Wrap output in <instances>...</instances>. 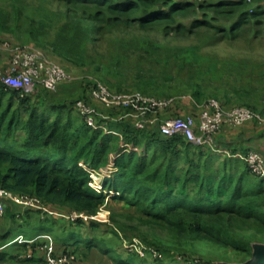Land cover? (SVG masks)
<instances>
[{"label":"trees","instance_id":"16d2710c","mask_svg":"<svg viewBox=\"0 0 264 264\" xmlns=\"http://www.w3.org/2000/svg\"><path fill=\"white\" fill-rule=\"evenodd\" d=\"M28 1L11 0L10 10L0 11V31L26 35L36 46L62 57L65 65L94 68L100 81L117 92L161 97L187 86L197 98L213 85L214 76H220L216 87L220 85L221 91L244 105L227 108L223 101L213 99L229 110L245 107L264 117L256 102L262 97L260 91L264 92V65L257 68L251 60L255 42L264 41V0H43L56 10L24 21L23 6ZM182 40H199L200 44L171 48ZM239 41L250 51L245 60L253 67L251 72L235 56L225 57L233 63L226 69L224 59L209 58L207 67H202L207 57L188 55L194 48L203 52ZM175 71L179 85L174 88ZM123 84L134 90L126 91ZM89 85L82 84L86 98L77 100L88 99ZM44 91L38 88L19 98L17 91L0 84L1 189L88 216L96 215L110 197L135 209L139 221L130 228L145 229L147 236H153L147 243L167 254L183 251L194 241H207L250 258L252 243H264L260 236L264 235V179L241 166L240 160L197 147L180 136L164 137L157 127L139 130L132 120L110 122L125 143L141 147L124 150L118 137L92 129L73 112L75 102L42 104ZM177 105L171 110L173 115L178 114ZM114 111L107 113L117 118L123 112ZM229 151L238 153L237 149ZM113 155V177L103 178L111 192L106 195L90 185L91 174L106 167ZM114 221L127 234L122 222ZM69 224L85 225L81 220ZM64 227L47 219L39 231L59 229L62 233L55 236L56 242L76 237ZM97 227L91 222L86 240L78 236L72 254L88 258L98 249L114 264H163L158 259L151 263L134 251H119L116 242L111 244L104 235L93 237ZM158 227L168 233L166 248L155 236ZM113 234L121 241L119 234ZM1 256L12 259L10 254Z\"/></svg>","mask_w":264,"mask_h":264},{"label":"rangeland","instance_id":"374dc122","mask_svg":"<svg viewBox=\"0 0 264 264\" xmlns=\"http://www.w3.org/2000/svg\"><path fill=\"white\" fill-rule=\"evenodd\" d=\"M11 0H0V11L8 12L11 8ZM23 10L25 13L24 21H27L30 17H40L45 14H51L56 10V6H50L47 2H44L43 0H30L25 3L23 6ZM180 43H173L171 44V48L175 49L179 46H181V43L185 46L191 45V44H200L199 40H192V41H179ZM1 43H9V44H16L20 46H33L34 48H37L44 52L48 57L53 59L56 62H60V58L56 54H53L50 49H43L41 47L36 46V44L33 41H30L26 35H23L21 33H5L0 31V44ZM249 50L243 41H239L237 43H234L233 45H229L227 43H224L222 45H219L216 49H205L203 52L199 51L197 48H194L190 50L189 56H197L201 55L206 60L202 61V64H200L202 67L206 66V61L209 58H217V59H224V67L226 69H231L233 67V63L229 62L227 56H235L238 61H241L244 65L242 67L246 68L248 72H251L253 70V67L247 66V62L245 60V55L249 54ZM7 54L3 53L0 55V78L4 76L5 74H8L9 70V61L10 59L6 56ZM198 59V58H197ZM251 60L253 63L258 67L264 65V41L261 42V40L255 42V52L251 57ZM210 61V60H209ZM211 62V61H210ZM63 63V62H62ZM129 63H133V61H130ZM128 63V64H129ZM214 63V62H212ZM127 64V65H128ZM68 69L70 70V73L74 76V80L72 82L64 83L61 86L58 87L56 91L48 92L47 93L43 90V87H36V89H40L41 91H44L41 93V103L42 104H49V105H59V104H68L70 102H75L78 100L79 97L86 98L85 96H82V84H90L92 79L96 80H103L101 75L96 73L95 69L88 66L84 68H79L77 66L66 65ZM176 77L175 80L171 83L174 88L179 85V76L177 75V72L175 71ZM112 78H108L110 80ZM113 80V79H112ZM90 81V83H89ZM213 87L211 86L209 89L204 90V93L200 95L199 97H195L194 91L189 89L187 86H182V89L180 92L172 91L170 95H165L168 97H165L164 95H161V97L164 98H181V100L177 101L176 104L181 105V103H190L194 107L192 110V113L197 114L200 109L203 107V105L210 99V98H217L220 101H223L224 104H226V107H233L234 105H244L243 101L238 99L234 96H228L225 94L224 91H221L220 85H217L218 89H216V84L220 83L222 81L220 76H214L213 77ZM3 82L0 80V84ZM116 87V83H113ZM264 84V81L261 83ZM90 86V85H89ZM256 86H260V84H256ZM123 89L126 91L134 90L133 87H131L130 84H123ZM63 89V90H62ZM12 90V89H11ZM62 90V91H61ZM15 91V90H12ZM61 91V93H60ZM89 91V89H88ZM124 91V90H123ZM58 93V94H57ZM57 94V95H56ZM155 94V93H152ZM261 98L260 100H256V102L259 103V110L264 111V101H261L264 99V92L263 90L260 91ZM158 95V94H157ZM172 95V96H171ZM7 98L5 100L4 106L8 103ZM88 103V104H87ZM87 105L92 107L94 110L108 114V109L105 108L101 103H98L96 101L91 100L89 97L87 99ZM175 104V105H176ZM177 105V107H178ZM255 105V104H254ZM257 105V104H256ZM224 106V109L226 111H230ZM73 108V112H76V108ZM120 111V110H118ZM118 111H114L115 113ZM178 111V110H177ZM173 113V112H172ZM171 116H185L186 113L181 114L178 112V114H172ZM120 115H123V112L120 113ZM80 117V116H79ZM114 118V117H113ZM115 119H118L115 118ZM109 122L117 123L112 120H107ZM121 122L129 121V120H120ZM110 127V123L108 124ZM258 126V125H257ZM260 128V126H258ZM102 131V130H99ZM219 140V139H218ZM124 142V139H123ZM124 144H127L124 142ZM122 141L120 140V148L122 147ZM1 148V147H0ZM141 148V147H139ZM140 150V149H139ZM114 158L115 155L111 157V160L109 161V164L106 167H103L100 169V174H106L108 171V167H111L114 169ZM217 160H219L217 158ZM240 164V163H239ZM241 166H245L242 162L240 164ZM115 172V171H114ZM113 172V173H114ZM113 173L109 175V177L104 176V178H112ZM99 180H97L96 184L100 186V191H103L106 195L109 191L108 188L105 187V183L103 180H101V175H96ZM94 188V187H93ZM95 190H99V188H94ZM110 197H107L106 200H109ZM94 218L88 219V217L84 218V221L81 219L82 222H84V226L78 227L72 226L71 224H68L64 227V229H67L69 232H75L79 233L80 236H84L86 233L89 232L90 228L89 225L91 222H94L98 224V227L93 231L94 235L93 237L100 239L102 235H104L108 241L112 244L113 242H116V249L119 251H128L129 253H132L134 251L139 257L143 259H147L149 262H153L156 259L160 260L159 262H162L163 264H216L217 262H245L249 259V256L244 254H238L234 249L231 248H224L219 247L216 245H213L207 241H194L191 242L183 251H178L174 254L169 253L167 254L164 251H157L155 247H151L150 244L147 243V241L152 242L153 236H147L145 233V229L141 228L140 230L134 231V228L138 224V219L136 218V212L135 209L129 206L122 205L120 207H117L116 209L112 211L105 210V206L101 208L96 215L93 216ZM131 217V218H129ZM2 219V218H1ZM21 219V218H20ZM115 219H118L119 222L123 224L121 227L123 230L127 232L124 233L121 231V229L117 227V223L114 221ZM70 220V219H69ZM92 220V221H91ZM71 221V220H70ZM89 223V225H88ZM125 223H128L129 227L126 226ZM119 226V225H118ZM120 227V226H119ZM53 232L56 234H59V229H53ZM139 231V232H138ZM115 232L116 234H119V237L121 238V241H118L119 239H116L115 235L113 234ZM61 233V232H60ZM54 241L55 235H52ZM128 236V237H127ZM155 236H158V238L161 239L162 242H159V245L161 247H167L168 243V233L166 230L162 229L161 227H158L155 231ZM261 238L264 239V235H260ZM57 237V236H56ZM264 241V240H262ZM60 242V240H58ZM263 243V242H261ZM149 248H152L151 250ZM12 259L4 258L1 256L2 259H0V264H46L45 259L47 256L46 254H40L38 257H35V251L31 252V248H28L26 246L24 247H17L13 251ZM156 252V255L155 253ZM3 252L0 251V254ZM12 253V252H11ZM54 253V252H52ZM73 251H67L65 250L59 254L56 255H67V256H73L74 260L71 264H114L111 259H108V257H105L101 252H98V254L89 253L88 258H82L79 253L72 254ZM5 254V253H4ZM7 255L9 253H6ZM28 258H34L37 259L36 262H30L27 261Z\"/></svg>","mask_w":264,"mask_h":264},{"label":"built area","instance_id":"2783aa9c","mask_svg":"<svg viewBox=\"0 0 264 264\" xmlns=\"http://www.w3.org/2000/svg\"><path fill=\"white\" fill-rule=\"evenodd\" d=\"M247 1L251 2V0ZM2 52L8 53L10 67L7 70L8 74L2 76L0 80L8 88L17 91L19 98L34 94L36 87L42 86L44 90L52 92L56 91L62 84L74 80V76L65 64L54 61L33 46L1 43L0 55ZM88 97L101 103L107 109L123 111V115L115 119L109 114L100 113L92 107L90 108L87 105V100H78L73 105L76 108V113L84 119L89 127L94 130H102L105 135L118 137L122 141L121 148L124 150H139V148L128 143L124 144L122 134L109 127L110 122L107 120L114 122L125 119L132 120L139 130L157 127L159 133L164 137L180 136L197 147H209L214 152L224 153L230 158L238 159L248 167L254 176L264 179V156L262 154L250 150L247 153L238 152L232 155L230 151H224L217 147V138L225 127L235 128L250 122L264 127V117L255 111L245 107L226 111L218 100L212 98L203 105L197 114L188 113L185 116H171V110L181 98H162L145 95L141 92H117L96 79L91 80ZM113 172L114 169L111 167H108L106 174L93 171L90 185L94 188L98 187L100 190V186L96 184V181L99 180L96 175H101V180H103L104 176L109 177ZM109 193L111 192L108 191L107 194ZM7 199L22 203L36 200L15 195L0 188V218L5 212L3 201ZM86 217L88 219L94 218L73 211L70 220L76 222L82 219L84 221ZM154 253L156 255V252ZM73 260V256L56 255L50 251L47 253L45 263L71 264Z\"/></svg>","mask_w":264,"mask_h":264},{"label":"crops","instance_id":"0c3cea01","mask_svg":"<svg viewBox=\"0 0 264 264\" xmlns=\"http://www.w3.org/2000/svg\"><path fill=\"white\" fill-rule=\"evenodd\" d=\"M3 53L7 54L6 56L8 57L7 52ZM194 107L190 103H181V105H178L177 110L181 114H188L192 113ZM218 139L221 150L237 149L240 153L255 150L264 156V127L259 128L253 122L245 123L235 128L225 127ZM224 156L227 157V155ZM3 203L5 212L1 217L2 219L0 218V251L3 252L2 254L9 253L13 255V251L18 247L17 245L31 248V252L35 251V257L50 251L54 252V254H59L64 250L74 251L75 247L73 244L78 240L79 233H75V238L64 237L61 242H55L52 235L60 236L62 231L61 233L59 231V234L53 231L45 233L39 231L41 222L47 219L58 222L59 226H69V219L73 210L70 211L68 208L47 205L36 200L22 203L7 199ZM104 206L105 210L112 211L120 207L121 203L106 200L101 208ZM83 240H86L85 237ZM82 247L83 245H81ZM92 252L93 254H98L100 251L93 249Z\"/></svg>","mask_w":264,"mask_h":264},{"label":"water","instance_id":"95a60500","mask_svg":"<svg viewBox=\"0 0 264 264\" xmlns=\"http://www.w3.org/2000/svg\"><path fill=\"white\" fill-rule=\"evenodd\" d=\"M216 264H264V243H252L251 257L245 262H217Z\"/></svg>","mask_w":264,"mask_h":264},{"label":"clouds","instance_id":"9594fccd","mask_svg":"<svg viewBox=\"0 0 264 264\" xmlns=\"http://www.w3.org/2000/svg\"><path fill=\"white\" fill-rule=\"evenodd\" d=\"M178 1H181V0H178Z\"/></svg>","mask_w":264,"mask_h":264}]
</instances>
